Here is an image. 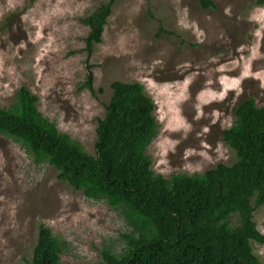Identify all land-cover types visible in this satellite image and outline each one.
Masks as SVG:
<instances>
[{
  "label": "rangeland",
  "instance_id": "rangeland-1",
  "mask_svg": "<svg viewBox=\"0 0 264 264\" xmlns=\"http://www.w3.org/2000/svg\"><path fill=\"white\" fill-rule=\"evenodd\" d=\"M106 1L0 0V106L28 88L39 111L94 155L112 82H139L155 105L158 133L146 152L155 173L232 164L221 131L235 106L251 97L264 107V3L212 0L203 9L198 0H119L89 51L82 20ZM89 73L93 93L81 88ZM254 220L264 235V206ZM40 225L66 243L65 264L121 253L129 231L118 208L72 189L0 134V264H31ZM252 249L264 264V244Z\"/></svg>",
  "mask_w": 264,
  "mask_h": 264
},
{
  "label": "trees",
  "instance_id": "trees-1",
  "mask_svg": "<svg viewBox=\"0 0 264 264\" xmlns=\"http://www.w3.org/2000/svg\"><path fill=\"white\" fill-rule=\"evenodd\" d=\"M117 1L101 3L82 20L89 51L102 41ZM198 1L203 9L214 7L212 0ZM92 83L89 73L81 88L93 93ZM111 90L97 120L94 155L39 111L28 88L22 86L9 107L0 106L1 135L20 143L34 163L53 166L72 189L120 210L129 228L121 235L124 248L119 254L104 249L102 261L92 264H261L252 242L264 244L254 220L264 206V107L251 97L235 106L233 124L221 131L234 151L232 164L165 177L146 153L158 124L143 84L114 81ZM65 246L40 225L31 264H65Z\"/></svg>",
  "mask_w": 264,
  "mask_h": 264
},
{
  "label": "clouds",
  "instance_id": "clouds-1",
  "mask_svg": "<svg viewBox=\"0 0 264 264\" xmlns=\"http://www.w3.org/2000/svg\"><path fill=\"white\" fill-rule=\"evenodd\" d=\"M142 84V83H141ZM144 90H145V88H144ZM145 93H146V90H145ZM147 94V93H146ZM148 95V94H147ZM149 96V98H151L152 99V97L150 96V95H148ZM152 101H153V99H152Z\"/></svg>",
  "mask_w": 264,
  "mask_h": 264
},
{
  "label": "bare ground",
  "instance_id": "bare-ground-1",
  "mask_svg": "<svg viewBox=\"0 0 264 264\" xmlns=\"http://www.w3.org/2000/svg\"><path fill=\"white\" fill-rule=\"evenodd\" d=\"M226 78V77H225Z\"/></svg>",
  "mask_w": 264,
  "mask_h": 264
}]
</instances>
